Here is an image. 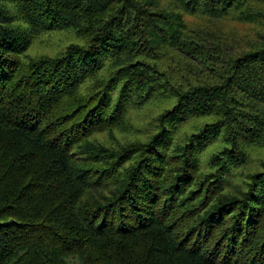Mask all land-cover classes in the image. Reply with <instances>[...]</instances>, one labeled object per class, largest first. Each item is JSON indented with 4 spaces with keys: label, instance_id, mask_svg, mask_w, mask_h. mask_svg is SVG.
<instances>
[{
    "label": "trees",
    "instance_id": "1",
    "mask_svg": "<svg viewBox=\"0 0 264 264\" xmlns=\"http://www.w3.org/2000/svg\"><path fill=\"white\" fill-rule=\"evenodd\" d=\"M0 264H264V0H0Z\"/></svg>",
    "mask_w": 264,
    "mask_h": 264
}]
</instances>
